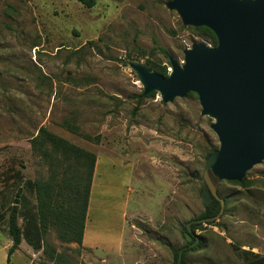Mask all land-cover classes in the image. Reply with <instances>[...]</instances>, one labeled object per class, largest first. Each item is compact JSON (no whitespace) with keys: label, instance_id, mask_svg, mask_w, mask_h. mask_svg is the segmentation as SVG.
<instances>
[{"label":"rangeland","instance_id":"rangeland-1","mask_svg":"<svg viewBox=\"0 0 264 264\" xmlns=\"http://www.w3.org/2000/svg\"><path fill=\"white\" fill-rule=\"evenodd\" d=\"M165 1L96 0L86 8L74 0H0V264H7L4 214L14 199L23 210L22 196L36 203L24 180H47L59 164L42 127L125 162L118 179L109 176L94 196L92 219L111 240L127 215L117 254L72 247L54 230L46 240L75 264H175L174 251L186 242L182 228L204 210L199 180L218 141L195 93L171 103L158 93L141 98L136 73L123 63L149 60L168 71L158 47L182 63L192 43L209 44ZM245 179L244 186L215 183L227 199L224 214L195 230L202 246L185 254V264H243L238 249L264 254V160ZM23 242L29 252L8 264H53Z\"/></svg>","mask_w":264,"mask_h":264},{"label":"water","instance_id":"water-1","mask_svg":"<svg viewBox=\"0 0 264 264\" xmlns=\"http://www.w3.org/2000/svg\"><path fill=\"white\" fill-rule=\"evenodd\" d=\"M164 6L183 26L206 27L216 37L215 45L195 42L185 48L182 63L168 54L166 76L147 63L123 60L136 73L143 96L156 92L163 103H171L193 92L200 115L213 120L210 128L218 147L206 158L200 196L205 204L219 199L221 207L216 215L187 224L184 236L187 241L194 238L192 247L199 238L190 225L200 228L223 213L224 200L215 183L240 182L264 160V0H166ZM181 257L182 250L175 264Z\"/></svg>","mask_w":264,"mask_h":264},{"label":"trees","instance_id":"trees-1","mask_svg":"<svg viewBox=\"0 0 264 264\" xmlns=\"http://www.w3.org/2000/svg\"><path fill=\"white\" fill-rule=\"evenodd\" d=\"M74 1L79 2L86 8H91L96 4V0ZM195 30L200 31L210 41V45L216 44V37L210 29L196 27ZM158 49L167 59L166 64L170 66L168 53L161 47H158ZM146 63L152 71L164 76L167 75L168 71L164 65L155 64L149 60ZM156 94V92H151L144 96L139 95V97H154ZM39 134H41L44 144L49 145L58 154L59 164L56 168L54 166L51 167V174L47 180H24V186L35 194L36 203L34 207L29 205L26 197L22 196L21 199L24 204L21 206L23 210L18 206L17 199H14L15 201L10 205L7 213L4 214L6 218L4 230L11 240L6 262L7 264L10 262L12 253L18 249L22 241H25L32 249L36 251L41 250L44 257L53 264H75L64 252L58 251L54 245L48 242L46 236L50 230H54L60 242L67 244L75 243L81 248L96 155L48 132L43 127L40 128ZM86 139L98 141L99 137L86 136ZM234 182L244 186L247 179L244 178L240 182ZM19 191L20 188L16 194H19ZM217 194L219 198L224 200V204H226L227 199L220 196L218 191ZM220 207V200L212 197L209 204L204 203V210L196 219L212 217L219 212ZM20 216L24 220L22 226L18 223ZM217 222L218 220H214L207 224L212 225ZM190 227L192 234L200 239L201 237L194 233L197 229L196 223H192ZM182 231L183 238L186 241L185 246L174 251V262L176 263L178 252L182 250L180 264H185V254L189 251L197 250L198 247L200 248L202 240L200 239L195 246L189 247L194 238L191 241L186 240L184 236V233L187 231L186 226L182 228ZM238 255L242 259L243 264H264V254L238 249Z\"/></svg>","mask_w":264,"mask_h":264},{"label":"crops","instance_id":"crops-1","mask_svg":"<svg viewBox=\"0 0 264 264\" xmlns=\"http://www.w3.org/2000/svg\"><path fill=\"white\" fill-rule=\"evenodd\" d=\"M118 163L123 165L125 162L121 158L112 157L111 155H108L106 153L96 155V162L87 206L86 220L81 241V248L83 250H91L93 252L100 250L107 253L106 256H108V254L113 255V253H120L123 249V245L125 243L123 225L125 223V220H127V215L125 214V212L122 213V231H120V233H118L116 236H113L111 240L109 239L110 237L108 238L103 233V227L105 225L103 226V223H101L100 221H95L92 219L94 213L93 198L95 195H102V190L105 188L107 178L109 176H116V178L118 179V176L120 175L119 172L122 173V167H120ZM115 164L117 165L115 166ZM6 237L7 239L3 245V248L5 249V251H8V248L11 246V240L8 235H6ZM70 246L75 247L77 246V244L72 243L70 244ZM27 252H29V249L25 247L24 242L22 241L18 249L12 253L11 257L17 253L22 256ZM104 260H106V258H101V261ZM30 263L31 262H28V264Z\"/></svg>","mask_w":264,"mask_h":264},{"label":"built area","instance_id":"built-area-1","mask_svg":"<svg viewBox=\"0 0 264 264\" xmlns=\"http://www.w3.org/2000/svg\"><path fill=\"white\" fill-rule=\"evenodd\" d=\"M198 231V228L196 229V232Z\"/></svg>","mask_w":264,"mask_h":264}]
</instances>
